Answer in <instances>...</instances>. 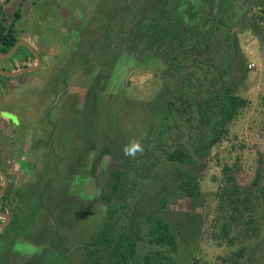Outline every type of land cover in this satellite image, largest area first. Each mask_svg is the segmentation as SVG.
I'll use <instances>...</instances> for the list:
<instances>
[{
	"label": "rangeland",
	"instance_id": "1",
	"mask_svg": "<svg viewBox=\"0 0 264 264\" xmlns=\"http://www.w3.org/2000/svg\"><path fill=\"white\" fill-rule=\"evenodd\" d=\"M201 2L98 0V7L92 6L85 12L88 15L85 21L98 27L97 40L93 42L95 36L85 34L86 27L82 32L85 36H81L85 46L82 53L91 57L92 61L89 64L79 63L76 57L77 63L73 68L70 67V59L61 55L65 52L61 49L62 36L65 38L67 35L60 33L67 26V22L62 20L65 13H57L56 18L36 14L30 32L39 46L50 42L53 48L51 54L44 51L41 55L47 60V65L56 64L57 71L42 68L37 76L29 73L27 82L37 77L39 83L34 85L39 86L40 92L30 86L22 103L31 111L27 119L32 120L25 122L34 124L31 127L26 125L29 128L27 139H31L36 147L38 137H42L41 142L48 144L54 160L50 157L45 162L46 166L38 162L30 169L32 196L24 205L19 200L21 205L16 208L13 229L17 238L2 250L1 264H5L7 259L12 260L7 264H103L99 254L89 257L83 247L104 223L107 204L101 195L111 185L110 172L121 167L112 155L115 152L122 155L121 159L127 157L129 160L126 166L125 160L122 161L124 186L116 198L119 202L125 198L128 208L139 205V212L133 218L141 224L136 247L138 256L155 252L170 256L175 264H219L222 258L232 257L236 249L243 245L241 240L247 245L244 247L247 255L248 250L249 253L255 252L253 264H264V222L262 231L253 240L249 228L234 229L239 232L232 235H239L236 236L239 240L233 246H227L219 238V227L226 220L223 216L229 212L216 196L224 185L222 168L225 165L230 167V175L235 177L234 186L238 184L241 188L250 187L255 174L264 170V0H231L229 13L234 16L227 26L223 25L225 20L218 16L215 9L208 17V5ZM85 4L83 2L78 7V12L84 11ZM157 5L170 9V13L166 14L183 10L181 15L189 25L198 21L206 23L203 33L211 42L209 53L195 55L194 51H189L183 54L178 49L168 53L164 46L153 51L146 41L141 42L138 37L147 30V26L152 25L151 21L159 20L165 12ZM188 9L197 12L199 19H190ZM68 10L71 21L77 19V13L74 15L73 9ZM3 14L9 15V12ZM260 16H263L262 20H259ZM163 36L166 37L165 34ZM19 37L18 34L16 38ZM233 38L236 39L233 55L228 62H224L229 51L226 45L231 44ZM70 49L75 47L70 46L68 54ZM131 49L138 52L142 49L141 56H131L127 51L132 52ZM158 50L164 57L159 56ZM172 58L181 62L178 72L173 60L170 61ZM194 61L197 66L192 65ZM208 61L216 72L227 70L221 84L246 100L247 105L229 124V132L222 143L211 148L206 158L193 167L182 168V171H189L196 177L197 186L192 195L180 189V174L166 161V154L175 148L190 149L189 124L185 120L188 116L192 118V113L190 115L188 109L183 117L169 116L166 125L178 127L163 131L160 127L161 113L157 108L170 100L180 107L182 102L178 98H188V77L191 76L194 81L199 77L203 81ZM248 65H253V68L248 69ZM244 73L247 78L241 81ZM64 78L69 80L70 86H65L63 90L59 85V90L64 93L57 98L52 92L53 87L57 89L54 85L58 82L64 84ZM21 81L23 76L17 79L18 83ZM52 103L56 105L51 112ZM183 108L187 109L185 105L181 110ZM38 112L42 113V117L38 116ZM37 123L46 124L44 129H49V124L52 128L56 126L57 131L52 134L53 129H49L45 133L53 137L44 135V132L36 137L35 133L40 135L35 132ZM160 130L163 133L159 136L157 133ZM157 143L159 145H154ZM106 146L110 153L101 154L102 157L97 160V173L93 175L89 162L96 161ZM37 157L40 158L39 153ZM220 205L223 207L221 211ZM117 207L120 209L119 204ZM132 212V208L127 210L129 216ZM119 213L118 223L123 226L128 221L125 210ZM144 216L158 217L171 225L177 234V253L167 247L148 244L147 232L151 224ZM41 235L45 241H53L49 244L35 243ZM56 237L64 242L59 243Z\"/></svg>",
	"mask_w": 264,
	"mask_h": 264
},
{
	"label": "trees",
	"instance_id": "2",
	"mask_svg": "<svg viewBox=\"0 0 264 264\" xmlns=\"http://www.w3.org/2000/svg\"><path fill=\"white\" fill-rule=\"evenodd\" d=\"M201 1L208 5V17L213 15L212 11L215 9L218 16L221 15L222 19L225 20L223 23L224 26H227V23L232 21L234 15L229 13L231 0ZM157 6L159 9H163L164 7ZM182 11L179 13L172 11L171 14H166L167 12L170 13V9H163L164 13L162 18L151 21L152 25L149 27L147 26V30L144 31L138 39H140L141 42L146 41L153 51H157L156 48L159 49L164 46L168 53L178 49L183 54H187L189 51H194L193 54L195 55L206 54V52L209 51V47H211V42H209V39H207L203 33L206 23L198 21L195 25H189L188 21H185L181 15ZM0 14L2 15V8ZM198 15L197 12L188 9L187 16H189L190 19H199ZM262 18L263 16H260L259 20H262ZM190 26L193 27L191 28ZM14 32V26L11 25L6 27L0 22V53H7L13 44L17 42V38L13 34ZM163 34H165L166 37L163 36ZM160 35L162 37H160ZM235 43L236 39L233 38V42L231 44L229 43L230 45H226L228 46L229 51L227 56H225L224 62H228L233 55ZM127 51L133 57H139L142 54V49L140 52L132 49V52L129 50ZM159 54V56H163L160 51ZM171 60H173L172 63L177 67L176 71L178 72L182 67L181 62L173 58L170 59V61ZM208 63L209 64L205 65L206 68L202 79L203 81H201L199 77H196L195 81L192 80L193 78L191 76L188 77V80H190L186 85L188 91L186 96L188 98H178L181 99L182 102L180 107H177L176 102L170 100L165 105L157 108L161 113L160 127L163 131H166L168 128L169 130L174 128L177 129L178 127L174 126L173 128L168 124L166 125L169 116L183 117V114H187L188 109L190 115L192 113V118L188 116L185 120L186 123L189 124L188 136L190 140V149L183 150L179 147L166 154V161L172 164V166L175 167L176 172L180 174V189L183 192L192 195H194L195 187L197 186L196 177L190 175L189 171H182V168L193 167L198 161L206 158V155L211 148L222 143V139L226 138L229 132V124L234 121L238 113L247 105L246 100L234 95L229 87L221 84V80L224 78L223 76L227 74V70L221 69L216 72L212 67L211 62L208 61ZM224 64L222 68L224 67ZM192 65H196V61H194ZM245 73L241 76V81H244L247 78ZM173 97H175V95H173ZM184 105L187 109L183 108L181 110V107ZM175 125L177 124L175 123ZM161 131L162 130H160L157 135L160 136L161 133H163V131ZM157 135H155V137H157ZM145 142L147 143L149 141L145 140ZM154 145L159 144L157 143ZM128 149H131V147H128ZM108 153H110V149L106 146L101 151V154L104 155ZM112 155L115 160L118 159V166L120 164L121 167L111 173V185L108 193L103 197V200L106 201L107 204L104 223L102 226L98 227L93 238L87 242L83 249L87 252L89 257L99 254L104 261L103 264H175V261L170 256H166L162 253L148 252L140 256L136 254V247L141 232V224L138 220H133V218L134 215L139 212V205L129 207L133 209L132 214L129 216L127 213L129 208L125 202V198L124 201L120 202L116 198L118 191L124 186L122 161L125 160L124 163L126 166L129 160L127 157H125L124 160L121 159L122 155L117 152ZM222 169L225 177L224 185L221 187L220 193L216 194V196L218 201H221V204H223L229 214L223 216V219L226 220L225 222L222 221V224L219 227V238L220 240H223L227 246L231 247L239 240L236 237L239 235H232L239 232L234 229L238 227H241L242 229L249 228L248 230H250L252 234H250L251 240L256 239L262 231L264 222V170L255 174L250 187L242 186L241 188L238 184L234 186L235 177L234 175H230V167L225 165ZM117 204H119L120 209L117 207ZM220 206L221 211L223 207L222 205ZM120 210H125V219L126 221L128 220L123 226L118 223L120 220ZM143 218L145 220L147 219L148 223L151 224L147 232L148 244L158 247H167L171 252L177 253V234L171 229V225L158 217L153 218V216H150L145 218L144 216ZM56 238L58 242L62 244V242H60L61 239L58 237ZM240 242L243 245L236 249L237 251L232 257L227 256L222 258L219 264L254 263L255 252L252 251L249 253L248 250V256L246 254V249H244L247 245H244V242L241 240ZM67 251L68 248L65 249V252ZM246 256H248V258H246ZM99 263H101V261Z\"/></svg>",
	"mask_w": 264,
	"mask_h": 264
},
{
	"label": "flooded vegetation",
	"instance_id": "3",
	"mask_svg": "<svg viewBox=\"0 0 264 264\" xmlns=\"http://www.w3.org/2000/svg\"><path fill=\"white\" fill-rule=\"evenodd\" d=\"M83 2H86V4L84 6V11L81 13L80 9V12H78V7H80ZM92 6L98 7V0H2L0 3V10L2 8V12H9V15L0 14L1 24L5 25L6 27H9L11 25L14 26L15 32L13 34L15 35V37H17L18 34L20 35L17 41H22L25 45L30 46L40 60V66L35 71L22 73L21 75L12 77H6L0 74V226H3V228L0 230V264L2 262L1 256L4 255L2 250L7 248V244L10 245L11 242L13 240H16L17 238V234L15 230H13L16 208L17 206L19 207L20 203H27L28 199L32 196L33 187L29 185L31 183L29 173L30 169L38 162L41 163L42 166H46L45 162L48 160V158H53V153L48 147V144H43L44 141L41 142L40 138L42 139V137H38L39 141L36 142L37 148L34 147V143L31 142V139H27V137H29L28 127L34 126V124L32 122H25L27 119V114L31 111H29L27 109L28 107L22 103V100H24V95L26 96V94L29 93V87L35 84L32 83V79L30 80V83L27 82L28 77L26 76L29 73L39 72L41 66L43 65L44 69L53 68L57 71V69L55 68L56 64L47 65L45 63L47 62V60L45 61L44 57L41 55V52L44 51L48 52V54H51L53 48H51L50 42L46 46H39V44H37L38 42L36 40H33L30 30L34 26L33 19L36 18L37 14H35L34 11H36L37 9L40 14L43 13L48 18H56V14L58 13L59 15H61L60 12L62 11L65 13V15H62V20H65L63 23L67 22V26L64 27L65 29H62L61 32L59 31L62 35L63 32L64 35L67 33V35H65V38L64 36H62L63 40L61 42H63V44L61 46V49L65 50V52L61 55L67 56L70 59V67L73 68V66L77 63L75 61L76 57L79 63L86 62L89 64L92 61L91 57H88V55H84L82 53L85 46H83L81 39V36L83 35L82 32L86 27L85 34L94 35L95 39H93V42L94 40H97L99 33L98 27L90 23L88 24V21H85L86 17H88V15L85 13L86 9H91ZM68 9H73L72 11L74 12V15L75 13L80 14H76L77 19L75 18L73 21H71L72 16L70 15ZM99 13L100 11L96 14L99 15ZM99 17L100 16H96V18ZM30 19H32V23ZM58 46L60 48V45ZM70 46H74L75 49H70L71 51L68 54L67 51L69 50ZM3 54L5 53H0V55ZM109 54L107 53L106 55ZM36 64L37 63L35 62V59L31 55L29 49L25 46H20L15 51L14 55L10 58L0 59V70L15 74L17 72H21L22 70L36 67ZM46 65L48 67H46ZM22 76L23 81L18 83L17 79ZM63 81L64 82L62 83L64 84H60V82H58V84L55 85L57 86L58 90H52V92L56 93L57 98L59 96L60 98L62 97L64 93L63 90L64 88H66L65 86H70L68 79L64 78ZM59 85L63 87V90H59ZM56 103L54 105H56ZM52 105L53 103L50 106ZM54 105L52 106V108L54 107ZM52 108L50 109L51 112L54 111ZM27 124L30 125L26 127ZM37 125L38 126H36L35 132L37 131L40 135H37L35 133L36 137L41 136L42 132H44V135L48 136L50 133H45L49 129H53L52 134L57 131L56 126H53L52 128V125L50 124L47 125L50 126L49 129L43 128L46 125L44 123H42V125L37 123ZM39 126H42V128H38ZM21 130L22 132L19 136L18 134ZM49 136L53 137V135L51 134ZM27 146H29V148H27ZM45 146L47 148H45ZM34 151H36V155L34 154ZM37 153L40 154V158L37 157ZM100 157H102L101 153L96 157V161L92 160L89 162L88 167L90 168V172L93 173V175L97 173V160H99ZM52 160H54V158ZM116 169L117 168L113 169L110 172V182L111 173ZM108 191L101 195L102 200L106 193H108ZM19 200H21L20 203ZM61 203L62 202H60V204ZM104 203H106V201H104ZM2 215H5L8 218V221L5 219V217H2ZM43 238L44 236L41 235L35 243L39 242L44 244L45 242H47L49 244L50 241H53V239L45 241ZM60 242L63 243L64 241L61 240ZM36 256H38V254L35 255V257ZM7 262L10 263L12 262V260L7 259L5 264H7Z\"/></svg>",
	"mask_w": 264,
	"mask_h": 264
},
{
	"label": "water",
	"instance_id": "4",
	"mask_svg": "<svg viewBox=\"0 0 264 264\" xmlns=\"http://www.w3.org/2000/svg\"><path fill=\"white\" fill-rule=\"evenodd\" d=\"M2 0H0V3H1ZM24 1V0H23ZM20 46H25L29 49L31 55L33 56V58L35 59V62L37 63L36 64V67H32V68H28V69H25V70H22L21 72H17L15 74H12V73H8V72H5V71H2L0 70V74L1 75H4L6 77H12V76H16V75H21L22 73H27V72H31V71H35L39 66H40V60L37 56V54L34 52V50L30 47V46H27L25 45L22 41L19 42L17 41L14 46L12 47V49L10 51H8L7 53L3 54V55H0V59H7V58H10L11 56L14 55L15 51L17 50L18 47ZM2 217H5V219L8 221V218L5 216V215H2ZM3 228V226H0V230ZM80 246V245H79Z\"/></svg>",
	"mask_w": 264,
	"mask_h": 264
},
{
	"label": "crops",
	"instance_id": "5",
	"mask_svg": "<svg viewBox=\"0 0 264 264\" xmlns=\"http://www.w3.org/2000/svg\"><path fill=\"white\" fill-rule=\"evenodd\" d=\"M35 12V14L36 13H39L38 11H37V9H36V11H34ZM34 16V15H33ZM30 18H31V16H30ZM35 20V19H34ZM30 21H31V23L33 22L32 21V19H30ZM36 21V20H35ZM40 23H44V21H41ZM34 27V26H33ZM34 32V31H33ZM33 37V36H32ZM36 39V37H33V40H35ZM17 40H18V38H17ZM43 68V70H44V65L43 66H41V69ZM40 69V70H41ZM39 74V72H37V73H35L34 74V76H37ZM37 77H33L32 78V83L34 84H36V83H39V81L36 79ZM55 86V85H54ZM34 89H37V92H40L39 90H40V88H37V87H39L38 85H34V86H32ZM54 89H55V87H53ZM54 93V92H53ZM53 110H54V107L52 108ZM38 114V116H41L42 117V113H37ZM38 116H36V118L38 117ZM41 119V118H40ZM26 120H28V119H26ZM30 120H32V119H30ZM25 121V120H24ZM34 121V120H33Z\"/></svg>",
	"mask_w": 264,
	"mask_h": 264
},
{
	"label": "built area",
	"instance_id": "6",
	"mask_svg": "<svg viewBox=\"0 0 264 264\" xmlns=\"http://www.w3.org/2000/svg\"><path fill=\"white\" fill-rule=\"evenodd\" d=\"M253 68V65H248V69H252Z\"/></svg>",
	"mask_w": 264,
	"mask_h": 264
}]
</instances>
